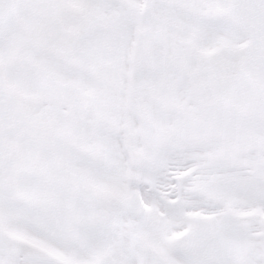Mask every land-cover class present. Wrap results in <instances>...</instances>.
<instances>
[{
	"label": "snow or ice",
	"instance_id": "6c2138e0",
	"mask_svg": "<svg viewBox=\"0 0 264 264\" xmlns=\"http://www.w3.org/2000/svg\"><path fill=\"white\" fill-rule=\"evenodd\" d=\"M0 264H264V0H0Z\"/></svg>",
	"mask_w": 264,
	"mask_h": 264
}]
</instances>
